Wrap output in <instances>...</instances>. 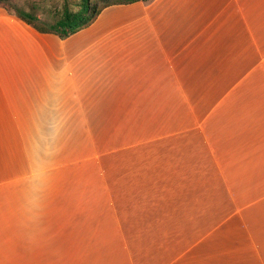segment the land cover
Masks as SVG:
<instances>
[{"label": "crops", "instance_id": "1", "mask_svg": "<svg viewBox=\"0 0 264 264\" xmlns=\"http://www.w3.org/2000/svg\"><path fill=\"white\" fill-rule=\"evenodd\" d=\"M84 133L141 134L110 203L35 152ZM0 264H264V0L114 5L64 40L0 5Z\"/></svg>", "mask_w": 264, "mask_h": 264}, {"label": "rangeland", "instance_id": "2", "mask_svg": "<svg viewBox=\"0 0 264 264\" xmlns=\"http://www.w3.org/2000/svg\"><path fill=\"white\" fill-rule=\"evenodd\" d=\"M32 1L37 0H9L18 5H27ZM61 1L55 0V4L60 5ZM72 44L73 42H70L68 46ZM61 48L62 46L57 44L59 55ZM42 136L44 138L38 141L35 152L39 156L43 154L44 159L48 161L47 164L53 165L55 179L61 177L60 179L64 180L63 189L77 192L84 187V190L93 192L99 191L97 187L101 186L103 195L101 202L104 204L110 203L108 193L106 195L103 193L104 189L109 187V183L112 182V189L116 191L118 197L126 191L128 188L126 185L135 182V175L142 167V150L139 144L142 137L138 133L40 135ZM15 137L17 135H6L7 147H13ZM132 142L135 145L132 149L126 147ZM27 143L32 144V141L28 140ZM99 175L103 177V181L95 182Z\"/></svg>", "mask_w": 264, "mask_h": 264}, {"label": "trees", "instance_id": "3", "mask_svg": "<svg viewBox=\"0 0 264 264\" xmlns=\"http://www.w3.org/2000/svg\"><path fill=\"white\" fill-rule=\"evenodd\" d=\"M147 1L62 0L60 5H56L55 0H37L27 5H18L9 0H0V5L38 33L51 34L64 40L93 24L105 8Z\"/></svg>", "mask_w": 264, "mask_h": 264}]
</instances>
